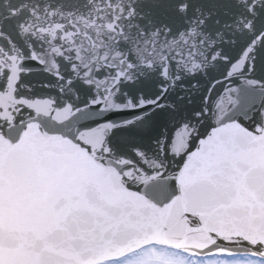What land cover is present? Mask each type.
<instances>
[{"label":"snow or ice","instance_id":"6c2138e0","mask_svg":"<svg viewBox=\"0 0 264 264\" xmlns=\"http://www.w3.org/2000/svg\"><path fill=\"white\" fill-rule=\"evenodd\" d=\"M0 264H264V0H0Z\"/></svg>","mask_w":264,"mask_h":264}]
</instances>
